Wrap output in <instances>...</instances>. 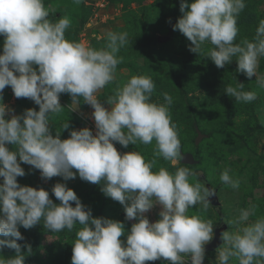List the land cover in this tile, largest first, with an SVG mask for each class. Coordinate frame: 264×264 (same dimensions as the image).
<instances>
[{
	"label": "clouds",
	"instance_id": "obj_1",
	"mask_svg": "<svg viewBox=\"0 0 264 264\" xmlns=\"http://www.w3.org/2000/svg\"><path fill=\"white\" fill-rule=\"evenodd\" d=\"M81 2L74 0L77 5ZM245 7V0H193L191 4L181 0L183 15L173 30L191 41L193 53L201 55L202 46L212 45L206 57L218 68L237 61L236 71L249 79L255 76L257 88L264 89V73L259 72L264 19L251 40L236 42L237 19ZM49 15L44 0H0V35L5 37L0 54V237L14 238L0 239V250L7 246L16 251L14 257L0 256V264H25L26 253L17 243L24 239L19 226L31 229L41 223L49 233L75 230L71 264H146L162 258L168 264H186V260L204 264L205 245L213 240L214 225L188 212L197 205L208 209L209 190L190 183L189 177L195 174L188 168L154 170L157 158L175 164L182 154L177 125L170 115L172 96L164 92L166 103L153 102V80L136 75L114 90L106 108L96 94L115 79L123 61L117 54L129 44L128 33L109 31L105 46L96 49L65 38L71 24L67 16L52 22ZM6 86H11L16 98L33 100L39 111L27 109L6 119L13 111L2 102ZM243 88V83L229 84L225 93L236 102L257 99L256 91ZM61 93L71 95L72 110L81 99L94 109L95 135L83 128L72 130L68 139L52 136L50 117L64 108ZM69 127L67 121L62 124L63 129ZM114 142L125 148L155 142L153 159L146 160L138 151L121 154ZM9 144L16 150L10 151ZM17 157L40 170L44 179L69 180L78 173L82 180L103 184L101 191L124 206L126 219L137 221L126 245L120 239L124 223L93 217L66 184L57 183L52 189L59 204L43 188L21 186L17 177H23L25 170ZM220 180L233 189L240 186L228 170L220 174ZM155 204L162 210L160 219L152 223L145 213ZM254 208L241 209L238 217L226 221L231 230L220 236L223 244L216 250L217 264H264V217L249 222ZM25 246L31 254L32 246Z\"/></svg>",
	"mask_w": 264,
	"mask_h": 264
},
{
	"label": "rangeland",
	"instance_id": "obj_2",
	"mask_svg": "<svg viewBox=\"0 0 264 264\" xmlns=\"http://www.w3.org/2000/svg\"><path fill=\"white\" fill-rule=\"evenodd\" d=\"M187 2L191 4L193 0ZM44 3L49 8L50 21L56 22L63 16L70 19V27L65 32V38L69 41L100 49L105 46L109 31L128 33L129 44L117 54L123 61L117 66L115 79L96 94L106 108H110L107 98L114 94V90L136 75H146L153 80V102L166 103L162 95L164 92L172 96L170 115L172 122L177 125L182 154L175 164L157 158L154 170L165 167L175 172L184 164V168L195 174L189 177L190 183H199L206 188L200 179L202 175L205 176L218 189L221 201L218 207L209 203L206 211L200 205L190 208L189 215H200L212 221L213 230L222 221L238 217L241 209L252 206H255L254 214L250 216L249 222L264 217V124L261 123L264 120V89L257 88L255 76L249 79L245 74L237 72L235 60L224 68H218L206 57L212 45L202 46L204 53L201 55L189 50L191 41L180 31L173 30L183 15L180 11L181 0H82L78 5L74 0H44ZM245 3L246 7L237 19L239 32L236 42L251 40L260 20L264 19V0H245ZM4 40L5 37L0 35V54H3ZM34 67L38 69V66ZM259 72L264 73V58H261ZM175 76L180 77L181 86ZM238 83L244 84V91H256L257 99L244 103L229 97L225 93L226 86L231 84L235 87ZM2 96V102L13 110L6 119L12 115H22L27 109L39 111V106L30 98H16L11 86L5 87ZM60 104L63 110L52 115L49 121V131L54 138L59 135L61 140L68 139L72 130L83 128H89L93 135L96 134L92 117L94 109L90 105L81 99L75 110H72L70 106L73 101L68 93L60 94ZM229 109L232 110L230 118ZM65 121L70 125L68 129L62 128ZM197 128L203 134L198 143ZM114 146L121 154L138 151L146 160H152L155 142L149 145L129 144L126 148L114 142ZM7 147L10 151L16 150L14 145L9 144ZM17 159L20 162L19 157ZM20 163L25 170L23 177H17L21 186H31L37 190L43 188L49 192L53 203L59 204L52 189L57 183L66 184L76 192L85 210H91L93 217H105L124 223L125 232L120 239L126 245L127 235L137 221L126 219L124 206L101 191L103 184L82 180L78 173L74 179L69 180L61 176L44 179L40 170ZM224 170H228L233 179L239 180L238 189L221 182L220 174ZM2 183L3 178L0 177ZM72 206L75 207V202H72ZM161 210L162 207L155 204L145 215L154 223L160 219ZM228 226L226 231L231 230V226ZM19 230L24 239L17 243L26 253L25 264H71L75 230L49 233L42 223L31 229L19 226ZM26 244L32 246L31 254H27ZM5 248L11 257L16 255L14 249ZM216 250L205 251L204 264H217ZM0 256L6 258L1 252ZM146 264L168 262L162 258L147 261ZM186 264L191 262L186 261Z\"/></svg>",
	"mask_w": 264,
	"mask_h": 264
},
{
	"label": "water",
	"instance_id": "obj_3",
	"mask_svg": "<svg viewBox=\"0 0 264 264\" xmlns=\"http://www.w3.org/2000/svg\"><path fill=\"white\" fill-rule=\"evenodd\" d=\"M197 131H198L199 135L196 139V143H198L199 140L201 139V137L203 136V134L201 133L199 128H197ZM184 161H188V159H184ZM189 161L193 162L191 160H189ZM201 179L211 194L209 197L210 204L215 206V207L220 206L221 201H220L219 196H218V189L214 188L212 186V184L204 176H202ZM228 227L229 226H228V223H226V221H222L219 226L215 227L213 240L205 245V251L213 252L223 244V241L220 239V236L223 232H225L228 229Z\"/></svg>",
	"mask_w": 264,
	"mask_h": 264
},
{
	"label": "trees",
	"instance_id": "obj_4",
	"mask_svg": "<svg viewBox=\"0 0 264 264\" xmlns=\"http://www.w3.org/2000/svg\"><path fill=\"white\" fill-rule=\"evenodd\" d=\"M175 80H176V82L181 86V81H180V77L179 76H175ZM231 112H232V110L231 109H229V111H228V117L230 118V114H231ZM228 118V119H229ZM192 121H193V123H195V119L194 118H192ZM185 165L184 164H181V167H184ZM203 176V175H202ZM201 176V177H202ZM201 177H200V179H201ZM205 177V176H204ZM206 178V177H205ZM207 179V178H206ZM202 180V179H201ZM208 180V179H207ZM203 182V181H202ZM0 252L1 253H3L4 255H5V257L6 258H8V257H11V254H10V252L4 247L2 250H0Z\"/></svg>",
	"mask_w": 264,
	"mask_h": 264
},
{
	"label": "built area",
	"instance_id": "obj_5",
	"mask_svg": "<svg viewBox=\"0 0 264 264\" xmlns=\"http://www.w3.org/2000/svg\"><path fill=\"white\" fill-rule=\"evenodd\" d=\"M186 261H190V260H186Z\"/></svg>",
	"mask_w": 264,
	"mask_h": 264
}]
</instances>
